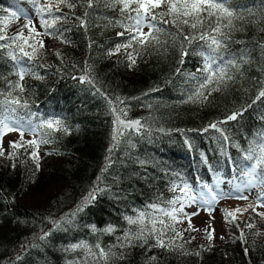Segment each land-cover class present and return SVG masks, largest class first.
Masks as SVG:
<instances>
[{"label":"trees","instance_id":"1","mask_svg":"<svg viewBox=\"0 0 264 264\" xmlns=\"http://www.w3.org/2000/svg\"><path fill=\"white\" fill-rule=\"evenodd\" d=\"M15 2L0 0V9ZM40 2L44 4L47 0ZM71 2L77 7L69 9L62 5L61 11L68 19L57 25L66 30V42L48 35L29 40L37 48L36 58L23 65L31 73L20 81L24 91L13 93L27 101L28 108L24 111L46 119H61L71 132H51L52 142L47 143L46 149L51 155L44 156L39 170L29 155L32 149L20 148L10 159L9 146L7 153L0 156V264H70L73 261L93 264L84 249H66L81 241L93 248L99 243L105 250L118 245L117 238L135 227L125 217L148 210L147 206L152 203L166 206V201L180 195L178 191H169L173 182L186 181L194 191H199L198 182L213 184L217 173L224 181L232 179L233 164L241 159V149H246L257 133L264 132V97L257 99L264 90V55L256 47L257 43H264V31H260L264 24L253 23L259 18V10L264 8L261 0H232L234 5L247 6L257 13L249 16L246 9L238 8L237 11H244L245 20L236 19L233 23L243 31L230 32L229 51L246 46L251 50V63L243 65L240 71H233V80L221 85L219 91L212 92L203 102L189 101L188 97L194 95L201 82L204 60L200 52L204 49L196 41L189 45L183 40V35H199L200 29L182 26L181 35L173 25H162L167 34L160 36L161 44L146 48L134 45L139 56L132 48L127 49L136 59L130 68L124 48L108 55L128 39L117 35L124 31L117 23L123 20L119 5L109 8L105 0H99L89 10L85 29L77 19L84 17V0ZM19 6L30 14L33 12L26 0H19ZM3 14L6 13H0ZM35 20L39 22L38 18ZM15 22L7 28L9 37L24 23L17 27ZM37 29L44 32L40 25ZM24 35L27 38L28 32ZM41 40L43 48L39 47ZM182 49L187 50L183 63ZM7 51L11 49L0 50V93L4 94L10 91L9 82L15 84L19 80ZM86 65L90 66L87 75L92 83L79 79L86 74ZM37 75L41 78L37 79ZM105 96L112 100L123 98L128 108L126 119L140 120L145 126L142 132L125 134L114 146V116ZM241 111L242 116L236 120H226L232 113ZM220 121H226L218 125L220 131H203ZM221 132L228 137L227 141L221 139ZM20 139L17 136L14 140ZM186 139L191 148L185 144ZM23 141L29 140L23 137ZM201 153L207 157V164L202 161ZM220 187L228 190L229 186L221 184ZM95 188L104 191L97 192L95 200L77 212ZM253 191L248 200L228 198L217 204L224 226L223 239L211 240L203 248L200 242L196 247L198 242L187 237L188 223L179 224L177 230L183 232V238L176 243L184 244L182 250L139 245L116 248L122 252V258H110L108 264H149L152 256L156 257L155 264H264V217L259 215L264 209H257L254 203L257 190ZM237 207L241 211L234 213L236 220L229 217L226 222L222 209L232 211ZM74 212L73 218L70 214ZM67 219L72 222L67 223ZM53 221L60 222L61 227L55 228ZM248 224L252 227L248 228ZM93 225L96 232L91 230ZM110 225L116 229L114 233L102 231ZM45 232L50 235L39 240ZM241 233L244 240L240 239ZM188 234L193 236V231ZM154 243L152 239L148 241L149 245ZM185 252L193 254L185 255ZM196 252L200 255H195ZM18 255L22 259L16 261Z\"/></svg>","mask_w":264,"mask_h":264},{"label":"snow or ice","instance_id":"2","mask_svg":"<svg viewBox=\"0 0 264 264\" xmlns=\"http://www.w3.org/2000/svg\"><path fill=\"white\" fill-rule=\"evenodd\" d=\"M32 8L33 12L30 14L24 8L19 6V0L11 4L8 8L0 9V13H6L0 15V50H8L7 56L13 62L14 67L17 68L16 75L19 80L10 84V91L7 94L0 93V138L6 133L18 132L21 139L19 141H11L10 147L12 151L8 153V157L11 159L16 156L17 150L24 148L32 149L29 153L30 157L36 163V169L39 170V157L37 149L40 144L51 143V132L63 131L65 134H70L71 129L68 128L61 119H46L39 117L36 113L30 111H24L28 108L27 101H22L19 96H14L13 93L18 90L24 91V86L20 81H23L26 74H31L30 71L23 67L26 62H30L36 58L35 53L37 48L29 43V40L38 35H48L53 37H59L62 42L64 41V31L57 27L58 23L67 20L68 17L62 13L61 6H65L69 9L77 7L76 3L71 0H47L46 3L41 4L40 0H26ZM99 0H84L83 7L85 8L84 17L77 18L80 21V26L87 28V17L89 10L94 9L95 3ZM264 4V0H261ZM119 5L120 15L123 20L117 21L124 28L123 32L117 33L119 36H127V42L125 44L116 45L115 49L109 51L108 55H114L119 53L121 48L126 50L125 55L129 62V67H133L136 64V56L140 53L136 51L134 45H138L140 48H146L152 44H161L160 36L167 34L162 25H173L179 34L183 35L182 26H187L192 30L200 29V33L197 36L183 35L184 42L189 45L193 41L198 42V46L204 49L200 52L203 57L204 64L202 68V77L199 78L201 82L198 84L197 89L193 96H189V101L199 100L201 102L207 101L212 92L219 91L221 85H226L228 81L233 80V71H240L243 65L251 63V50L246 46L235 50L229 51V44L232 43L230 32L234 30L243 31V29H236L233 23L234 20H245L244 11H237L238 8H244L247 11V15L256 16L257 13L252 8L247 6L234 5L232 0H105V6L109 8H116ZM14 9V10H13ZM260 15L257 20H254V24H264V8L260 9ZM59 13V15H58ZM24 17V23L17 31V33L11 37L6 35V31L11 22L18 21L20 17ZM38 18L40 26L44 29L43 33L37 32L34 20ZM147 28L148 31L144 32L143 29ZM25 29L28 30V37L24 35ZM260 31H264L261 28ZM175 39V37H173ZM10 42V43H9ZM202 42V43H199ZM236 43H243L242 41H236ZM39 47L43 48V41H39ZM256 47L261 49L262 55H264V43H257ZM132 48L133 52H128L127 49ZM31 49V51L27 50ZM19 53V55H17ZM59 55V53H57ZM187 55V50L181 51V63H183V57ZM27 58V60H25ZM90 71V66H85V75L79 77L81 82L92 83V80L87 75ZM37 79L41 77L37 75ZM158 91V89L154 90ZM97 92L100 95L103 93ZM207 93V94H206ZM148 95V93H145ZM264 97V90H261L257 95V99ZM109 105L110 111L114 116L113 120V136L112 140L114 146L118 144L119 138L125 134H131L135 132L141 133L144 129V124L140 120H127L128 108L126 102L121 97H116L112 100L105 96ZM139 99V98H137ZM151 107V105H148ZM243 112H234L229 115L226 120H236L239 116H242ZM226 121L214 122L207 128L203 129L207 132L209 129H215L220 131L219 124ZM159 131L163 132L164 129ZM183 132L184 130H179ZM25 132H30L33 138L27 142L23 141ZM221 139L228 140V137L221 132ZM185 144L189 148L192 147L191 143L186 139ZM235 147L240 148L239 144ZM111 151V149H109ZM242 157L240 160L233 164L234 175L232 179L224 181L219 173L215 175L214 183L209 184L204 181H199V191H194L191 185L186 181H182L180 184L173 182L169 191L180 195H174L171 200L166 201V206H162L159 203H152L147 206L148 210L138 211L135 216L125 217V220L130 227L125 231L122 237H118V245L108 247L107 250L101 247L97 243L94 248L88 245L86 242H79L77 244L70 245L66 251H75L76 249H84L87 252L88 257L92 259L93 264L102 260L104 264H108L110 258L119 256L122 258V252H117L115 249H123L125 247H134L139 245L140 247H158L166 250H182L184 244H177V239L183 238V232L177 230V226L184 222V219L188 220V228L185 231H197L192 226L191 216L199 214L201 209L207 210L209 215L215 210L216 203L224 198H235L248 200V195L251 194L253 189L257 190L256 200L258 205H264V132L257 133L256 136L248 142L246 149H241ZM2 146H0V156H4ZM227 156V153L225 152ZM202 161L207 164V157L204 153H201ZM229 159H231L229 157ZM109 163H111L109 161ZM141 164L144 162L141 161ZM15 167V165H13ZM107 170V166L104 171ZM179 175V174H177ZM99 180V177H98ZM221 184L228 185V190L220 187ZM104 189L95 188L85 198L81 206H78L77 212L82 211L83 207L92 203L95 200L96 193L102 192ZM15 197H13L14 201ZM191 205H198L197 211L191 214L185 213V207ZM249 207L255 208L249 204ZM247 209H245L246 211ZM225 220L228 222L229 217L232 221L236 220L235 212L241 211L239 207L229 211L228 209H222ZM75 212L70 215L74 218ZM261 217H264V213H259ZM67 223H71L70 219L66 220ZM55 228L61 227L60 222L53 221ZM248 228L252 225L248 224ZM91 230L96 232L97 229L93 225ZM105 233H114L116 229L113 226H108L102 230ZM205 235L209 241L214 239V229L209 231L205 228ZM171 233V235H169ZM50 233L45 232L38 237L39 240H45ZM259 235V233H257ZM152 239L154 244L149 245L148 241ZM194 239V237H193ZM223 239V237H221ZM241 240H244L243 233H241ZM190 243V241H189ZM35 247L36 245H32ZM211 245H209L210 247ZM203 248L204 246L201 245ZM95 249V250H94ZM248 249H245L247 252ZM185 255L193 253H183ZM200 255L199 252L194 253ZM21 256H16L15 260H21ZM156 257L152 256L149 260V264H155ZM70 264H77L73 261Z\"/></svg>","mask_w":264,"mask_h":264},{"label":"rangeland","instance_id":"3","mask_svg":"<svg viewBox=\"0 0 264 264\" xmlns=\"http://www.w3.org/2000/svg\"><path fill=\"white\" fill-rule=\"evenodd\" d=\"M24 22V17H20L18 21H16L15 26L19 27L20 25H22V23ZM34 25L36 30L38 31V26L40 25L39 22H37L36 20H34ZM25 31L28 32L27 29H25ZM144 32H147L148 29L145 27L143 29ZM41 118H44L42 116H39ZM48 119H52V118H48ZM17 136H20L18 132H9L6 133L2 138H0V146H2L4 153H7V150L10 146V141L14 140ZM24 138H26L27 140H31L33 138L32 134L30 132H25L24 134ZM48 149V145L47 144H40L39 148L37 149L38 152V157H39V164L42 162L41 160H43L44 156H50L51 154L49 152H47ZM40 168V167H39ZM246 195H248V198H250V196L254 195V191L252 190L251 194L246 193ZM225 199L228 198H224L219 200L216 205H215V210L211 212V215H209V212L207 210L201 209L199 211L198 215L195 216H191V223L192 226L197 229V231H193V236H190L188 233H190V231H187L186 234L188 235L187 237L197 241L198 243H196V247L199 245V243L201 242L203 244V246H205V244H208L209 240L206 238L205 235V228H208L209 231H211L212 229H214V239H218L221 237H224V226H222V221L219 219V213L218 211V206L217 204L220 202H223ZM252 199V198H251ZM254 201V199L252 200ZM255 205H257V209H264V205H258L257 202H255ZM199 206L198 205H191V206H186L185 207V213L187 214H191L197 211V208ZM223 213L222 211L220 212V217H222ZM242 215V214H239ZM188 223L187 219H184V222L182 224L186 225ZM200 230V231H199ZM202 236L204 237V241L202 239ZM194 237V239H193ZM213 239V240H214Z\"/></svg>","mask_w":264,"mask_h":264}]
</instances>
